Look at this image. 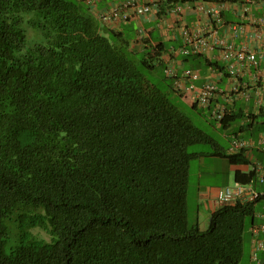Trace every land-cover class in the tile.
I'll use <instances>...</instances> for the list:
<instances>
[{
	"label": "trees",
	"instance_id": "trees-1",
	"mask_svg": "<svg viewBox=\"0 0 264 264\" xmlns=\"http://www.w3.org/2000/svg\"><path fill=\"white\" fill-rule=\"evenodd\" d=\"M77 1L0 0V264H240L264 195L189 224L188 147L211 137L139 69L164 42Z\"/></svg>",
	"mask_w": 264,
	"mask_h": 264
},
{
	"label": "crops",
	"instance_id": "crops-1",
	"mask_svg": "<svg viewBox=\"0 0 264 264\" xmlns=\"http://www.w3.org/2000/svg\"><path fill=\"white\" fill-rule=\"evenodd\" d=\"M110 1L114 0H106L104 2H100L99 6L103 8ZM160 5L158 9V13L149 15L144 17L142 21L144 22L145 27L148 30L147 39L149 40V47L153 50V46L163 43V50L161 54H159L161 63H164L165 66L172 65V67L176 68L178 72L181 74L185 68H189L187 66L188 61L194 60L191 64H199L194 67L201 72V78L196 82L197 85H202L205 81L213 79L218 83L220 91L216 93L212 102L209 106V109H213L214 105H223L226 107V114L228 119L224 121H220L222 126L228 129L225 133V137L228 139V145L225 147L221 143H217L212 137L211 142L216 144V149L214 151L209 152L206 155H200V158L203 160L206 156L212 157L214 160L222 161V166L226 170L225 174H227V184L224 186H228L229 180L231 177L234 178V182L236 181V172H240L242 174H248L253 172L254 166L259 164L261 168L264 170V134L260 133L257 137L254 135H250V137H245L243 132L246 129L253 128V126L258 123V119L260 116H264V82L261 81L260 76L261 72L264 70V32L259 37L257 32V25L253 24L248 18L242 16L239 11L235 10V8H228L224 12L226 23H243L245 27V32L240 33L239 35L234 36L232 30L224 25L218 27L219 34L221 37L227 39L228 41L234 42L237 46H243L247 48L249 51H253L257 54L259 62L257 65H246L238 79L235 80L231 78L226 71V68L222 70H216L214 67L205 66V61H217L220 65L225 66L224 60L221 59L220 49L216 48L210 54H191L185 55L178 53V48H175V42H180L179 48L183 44V37L181 35V30L188 26L190 28L197 27L199 25H205L207 22V16L201 12H199L195 6H187L185 11L182 14L176 15L168 11L171 4L175 0H159ZM192 1V0H191ZM186 0V2H191ZM252 14L255 17L264 16V0H257L252 6ZM139 25L138 20H133L128 23H124L119 27L111 28L114 30H124L130 29L131 31H136ZM156 29H159L161 33L158 36H155ZM205 32V34H207ZM136 37V36H134ZM134 37L132 39H134ZM172 42L170 47L166 46L167 41ZM145 47H141L139 50L143 51ZM199 55V56H198ZM201 55V56H200ZM204 59V60H203ZM200 61V62H199ZM199 62V63H198ZM202 63V64H201ZM192 67V66H191ZM193 68V67H192ZM174 88V86H173ZM175 90V88H174ZM176 95L181 98L184 103L193 105L191 92H180L175 90ZM249 96V97H248ZM241 105L239 106V103ZM198 105H196L197 107ZM193 107V106H192ZM241 116H240V115ZM226 116V117H227ZM244 118L243 122L239 125L240 128L231 127L230 118ZM264 122V121H263ZM226 129V130H227ZM210 136V135H209ZM237 136L244 140H247L251 143L250 146L239 150V153L242 152L243 156L247 159L246 163H231L229 159L223 156V153L230 154L229 148L231 146V142L233 138ZM223 152V153H222ZM196 154V153H193ZM195 156V155H194ZM216 171L213 169V173ZM202 175L199 174V181H201ZM190 180V177H189ZM252 183L258 190L264 191V183L261 184L257 181V175L255 174L254 178L249 182ZM198 199L199 205L197 209V219L196 222H199L200 227L205 229L209 223V219L211 214L218 209L221 205L217 201L216 194L220 185L216 184H208L202 185L200 182L198 184ZM264 199V198H262ZM261 199V200H262ZM260 201V200H259ZM257 201V202H259ZM256 202V203H257ZM255 203V218L254 223H262L263 220L258 217V214L264 213V210L259 211L256 209ZM208 220V223L204 226L203 222ZM249 224V229H247L248 234L250 236V258L252 259V248H253V233L250 230L251 225ZM261 237H264V233L261 234ZM246 252V246H244V253ZM259 256L264 259V252H260Z\"/></svg>",
	"mask_w": 264,
	"mask_h": 264
},
{
	"label": "built area",
	"instance_id": "built-area-1",
	"mask_svg": "<svg viewBox=\"0 0 264 264\" xmlns=\"http://www.w3.org/2000/svg\"><path fill=\"white\" fill-rule=\"evenodd\" d=\"M94 11L99 21L111 28H116L124 23L138 20L139 25L136 29V38L139 42L147 37L148 30L142 19L149 15L158 13L159 0H114L107 2L108 4L101 8L100 2L106 0H82ZM191 1V0H188ZM257 0H175L171 4L168 11L179 16L187 6H195V8L207 16L205 25L190 28L188 26L181 30L183 44L180 47L182 54H210L216 48L220 49L221 59L225 62V68L228 75L235 80L238 79L243 68L246 65H257L259 59L257 54L249 51L243 46H237L234 42L228 41L219 34L218 27L228 26L234 36L245 32L243 23H226L224 12L228 8H235L242 16L248 18L253 24L257 25L259 37L264 32V16L255 17L252 14V6ZM205 34V32H207ZM168 75L173 78V86L175 90L180 92H191L192 102L196 105L209 106L212 99L220 88L218 83L213 80H207L202 85H197L196 82L201 78L200 70L196 68H185L180 74L172 65L166 66ZM261 81L264 82V70L261 72ZM249 97V96H248ZM212 116H215L218 121H223L226 114V107L217 105L211 109ZM264 143V140H262ZM251 143L240 137L235 136L231 142L229 152L234 153L242 150ZM254 171L257 175V181L264 183V170L259 164L254 166ZM264 195L263 190H258L252 183H241L235 181L233 185H228L218 189L216 198L220 205L233 204L237 200L255 201ZM263 222L254 223L250 230L253 233V248L252 259L253 264H264V259L259 256L260 252H264V213L258 214Z\"/></svg>",
	"mask_w": 264,
	"mask_h": 264
},
{
	"label": "rangeland",
	"instance_id": "rangeland-1",
	"mask_svg": "<svg viewBox=\"0 0 264 264\" xmlns=\"http://www.w3.org/2000/svg\"><path fill=\"white\" fill-rule=\"evenodd\" d=\"M66 1H75L77 0H66ZM157 32H155V36H158L160 32L159 29H156ZM126 32L128 33L129 37L136 36V31H131L130 29H126ZM167 41V40H166ZM135 44V42H133ZM172 42L167 41L166 46L170 47ZM144 45L143 42H139L136 44V48H140ZM180 42H175V48H178L179 55L182 54L179 48ZM151 48L146 49V51H150ZM145 55L144 52H139L137 55H135L137 61L142 59ZM181 56V55H180ZM192 61L194 60L193 57ZM155 66L152 68L146 67L142 64H140L139 69L143 74L146 76V78L149 80V82L154 85L157 89L161 90L163 93L168 94L170 100L172 103H174L189 119L192 121V123L201 129L203 132H205L207 135H210L217 143L223 144L225 147L228 145V139L225 137L226 131H228L227 128L222 126V124L218 121V119L215 116H212L211 109H209L207 106L198 105L197 107H192L191 104L184 103L179 96L176 95V92L173 89V78L169 76L168 72L166 71V66L164 63H161V60L153 59ZM192 61L187 62V66H192ZM241 105V102L239 103V106ZM217 104L213 106V108H216ZM244 118H237L235 120H232L230 122V126L236 127L237 129L240 128V124L243 122ZM264 116H260L258 119V123H256L253 128L246 129L243 134L245 137H250V135H254L257 137L260 133L264 134ZM227 129V130H226ZM216 149V144L213 142H198L191 144L188 147V152L190 154L195 155L190 160V166H189V184H188V195H187V208H188V220L189 224L192 225L196 223L197 219V209L199 205V199L197 195L198 191V184L199 182L202 185H208V184H216L220 185L221 187H225L227 182V174H225L226 170L222 166V161H218L217 159L214 160L212 157L206 156L205 159H201L200 155H206L211 151H214ZM213 169L216 171L213 173ZM199 174L202 175L201 181H199ZM229 185L234 184V178L231 177L229 180ZM256 209L259 211L264 210V199L260 200L256 203ZM208 223V220L203 222V225L205 226ZM41 236L48 237V234L44 230H36ZM250 236L248 234V231L245 232V239H244V245L246 246V252L243 253L242 259L240 264H253V261H251L249 252H250Z\"/></svg>",
	"mask_w": 264,
	"mask_h": 264
}]
</instances>
